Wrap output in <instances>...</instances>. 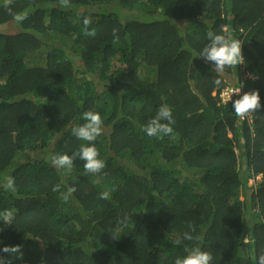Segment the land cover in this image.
I'll list each match as a JSON object with an SVG mask.
<instances>
[{"label":"trees","instance_id":"obj_1","mask_svg":"<svg viewBox=\"0 0 264 264\" xmlns=\"http://www.w3.org/2000/svg\"><path fill=\"white\" fill-rule=\"evenodd\" d=\"M209 31L242 46L244 62L226 66L220 86L198 57ZM232 70L242 94H260L242 120L220 102ZM162 104L173 133L149 137L141 126ZM88 110L103 120L92 142L72 134ZM85 143L105 162L99 173L78 156L69 170L51 163ZM11 165L15 191L0 185L3 264H174L194 246L211 264H258L264 0H0V183Z\"/></svg>","mask_w":264,"mask_h":264},{"label":"clouds","instance_id":"obj_2","mask_svg":"<svg viewBox=\"0 0 264 264\" xmlns=\"http://www.w3.org/2000/svg\"><path fill=\"white\" fill-rule=\"evenodd\" d=\"M90 23L89 18L84 19V24L87 26ZM208 43L202 48L198 53V57L204 58L208 62H213L214 71L217 74V78L214 83L220 86L222 83V75L225 71L226 66L239 65L244 62V56L242 54L241 42L232 37H226L223 34H217L215 32L209 31L207 33ZM243 71V67H240ZM236 78H238L237 73L234 71ZM249 76V75H248ZM237 85V84H236ZM229 87V86H226ZM224 87L222 90H224ZM237 90H233L234 88ZM228 88L225 94V100L228 103L231 101V107L237 116L242 119L245 116L251 115L255 110L261 107L260 94L258 90H251L244 92L242 94V87L239 89L237 86H232ZM237 96L236 99H233ZM220 97V95H219ZM220 102L221 97H220ZM224 103V104H225ZM82 119L85 121L83 124L77 125L72 128V134L80 140L92 142L97 139L103 132V120L99 112L88 110L82 113ZM164 121H167L165 123ZM173 123L172 109L167 104H162L156 115L152 117L146 124L141 126V130L149 137L155 136L158 139L162 136H166L173 133V128L171 127ZM79 157L80 160L84 161V170L86 173H99L104 167L105 162L99 158V153L94 143L81 144L78 152L73 153L71 156L68 154H54L50 157L51 163L57 167L65 170H69L73 167L74 159ZM260 179L259 176L254 178ZM15 182L11 177L6 178V183L4 187L15 191ZM58 188L54 187L53 191ZM74 189H69V194ZM101 199H108L109 192L104 191L100 193ZM63 198L68 199V194H64ZM5 219H9L12 215L11 212H6ZM185 240H192L193 237L190 232L184 233ZM179 243V241H177ZM17 248L4 249V251L16 252ZM212 254L202 250L198 246H194L186 249V254L183 256H177L174 259V264H211ZM0 264H3L2 259H0ZM258 264H264V256L258 258Z\"/></svg>","mask_w":264,"mask_h":264},{"label":"rangeland","instance_id":"obj_3","mask_svg":"<svg viewBox=\"0 0 264 264\" xmlns=\"http://www.w3.org/2000/svg\"><path fill=\"white\" fill-rule=\"evenodd\" d=\"M16 25H17L16 23H10L9 25H7V28L11 32V31L16 29ZM76 65H77V67H79L81 65V62L76 60ZM247 76H248V74L245 75V77H247ZM225 78H226L227 86H229V87L237 86L236 84L239 82V80H238V78H236V75H235L233 70L231 71V73H228L227 77L225 76ZM237 88H239V87L237 86ZM235 89H236V87H235ZM240 119L242 120L241 117H240ZM40 154H42V153H40ZM40 154L32 153V154H30V156L31 157H35V158H40L41 157ZM27 156H28V154H23V155L17 156V158L15 160V163L17 164V163H20L22 161H25L27 159ZM14 166L15 165H11L6 171L3 172V176L2 177L4 178V180H3L2 183H0V185L1 184L3 185V184L6 183V178L10 177L11 171L14 168ZM253 181H254L253 179H250L249 181H247L246 186H251L252 184H254ZM243 197H244V193L240 195V199L243 200Z\"/></svg>","mask_w":264,"mask_h":264},{"label":"built area","instance_id":"obj_4","mask_svg":"<svg viewBox=\"0 0 264 264\" xmlns=\"http://www.w3.org/2000/svg\"><path fill=\"white\" fill-rule=\"evenodd\" d=\"M229 87H226L224 90H222V92H221V94H220V97H221V101L223 102V103H225V102H227L226 100H225V94H226V92H227V89H228ZM230 88H232V87H230ZM233 90H237V89H234V88H232Z\"/></svg>","mask_w":264,"mask_h":264}]
</instances>
